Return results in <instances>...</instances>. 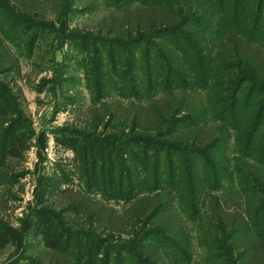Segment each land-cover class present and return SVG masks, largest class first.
<instances>
[{"label":"trees","instance_id":"obj_1","mask_svg":"<svg viewBox=\"0 0 264 264\" xmlns=\"http://www.w3.org/2000/svg\"><path fill=\"white\" fill-rule=\"evenodd\" d=\"M44 1L0 0V8L13 10L10 16L0 12V34L4 36V40L0 37V75L17 74L19 77L21 74L19 59L13 58L5 45L11 43L12 33H22L17 27L13 28L9 19L28 21L39 17ZM181 1L161 0L144 3L142 7L123 6L108 14L102 22L108 35L115 36L118 43V39H127L135 44L150 37L157 39L162 35H174L197 14L193 12V6L183 5H190L187 3L189 0ZM195 1L197 5L202 2ZM236 1L241 11L245 2ZM248 1L255 15L262 13L264 0ZM54 3L56 5L57 0ZM62 7L59 3L57 16L61 15ZM224 33L216 46L225 49L228 52L225 58L237 63L244 73L251 74L264 91V47L257 46H264L262 40L254 43L253 37L236 28ZM190 35L185 39L198 42L192 33ZM15 45L18 49L22 46L20 43ZM6 90L7 86L0 81V256L9 247L25 250L28 243L33 242L35 248L42 247L43 252L39 258H30L29 264H105L109 244L106 236L125 234L139 245V264H187L193 260L190 233L195 232L202 251V260L198 264H264V162L260 160L264 159V150L259 156L258 149H254L256 130H251L244 157L260 160L255 161L259 165L242 160L246 169H238L241 177L232 178L239 190L224 193L231 165L225 155L214 152L221 144L227 143L224 138L229 130L216 135V128L208 127L203 121L188 126L187 122H191L193 117L178 120L184 106L171 100L170 96L154 97L146 104L131 102L129 108L126 106L115 114L106 104L101 106L105 109L104 114L94 108L87 113V120H90L87 126L95 130L107 117L116 120L119 126L128 127L133 132L137 130L130 137V144L136 146L134 149L144 145L143 154L139 156L129 149V166L132 169L126 173L142 181L144 189L141 192L135 193L130 189L124 194L121 190L112 141L107 138L95 140V135L84 134V147L88 153L85 169L86 182L90 186L88 191L84 194L60 186L53 191L42 189L37 206L21 222L20 229L12 226L4 217L9 210L6 203L11 202L7 197L12 194L9 186L22 176L16 172V167L25 161L34 134ZM257 105L249 102V114ZM10 116L15 119L11 121ZM263 116L262 110L256 117L255 127ZM164 138L170 142L161 144L165 143ZM55 140L63 148L78 153L76 139L59 137ZM151 145H156L152 156L149 153ZM222 160L226 163L220 165ZM121 173L125 178L123 169ZM162 173L170 174L176 181L164 184L160 181ZM90 194H99L100 197ZM113 201H122L126 205L121 213L107 208V204ZM177 207L191 222V229H187L179 218ZM68 213L75 214L74 218L63 217ZM166 249L169 252L173 250V254L170 252L172 256Z\"/></svg>","mask_w":264,"mask_h":264},{"label":"rangeland","instance_id":"obj_2","mask_svg":"<svg viewBox=\"0 0 264 264\" xmlns=\"http://www.w3.org/2000/svg\"><path fill=\"white\" fill-rule=\"evenodd\" d=\"M54 1L45 0L41 4L39 17L28 21L9 19L13 28L17 27L22 33H12L11 43L5 45L13 58L19 59L21 74L19 77L17 74L0 75V81L7 86L6 93L12 96L34 134L25 161L16 167V172L22 176L9 186L13 195L7 196L11 202L6 203L9 210L4 217L12 226L20 229L21 222L37 206L42 189L47 192L60 186L84 194L88 191L90 186L85 178L88 153L84 147V134L95 135V140L107 138L112 141L119 184L124 194L130 189L135 193L144 189L141 180L126 173L132 169L129 149L139 156L143 154L144 145L134 149L136 146L130 144V137L137 130L133 132L119 126L116 120L108 117L97 130L87 126L90 122L88 110L94 108L104 114L105 109L101 106L105 104L115 114L126 106L129 108L131 102L146 104L154 97L170 96L171 100L184 106L178 120L193 117L187 122L188 126L203 121L208 127L216 128V135L229 130L224 138L227 143L221 144L214 154L225 155L231 165L223 192L239 190L232 178L241 177L238 171L245 168L242 162L248 160L244 155L252 129L256 130L254 149H258L259 156L264 150V116L258 127L254 125L257 115L264 111V91L251 74L244 73L237 63L225 58L228 52L219 49L216 43L230 28L246 32L248 37H253L254 43L261 40L264 43V6L257 16L247 0H243L241 11L234 0H202L198 5L189 0L190 5H183L193 6V12L197 14L189 19L182 31L133 44L127 39H118V43L115 36L108 35L102 20L123 6L142 7L144 3L161 0H57L56 5ZM59 3L63 7L61 15L57 16ZM0 12L13 15L11 8H0ZM191 33L198 42L185 39ZM0 37L4 40V36L0 34ZM15 43L22 46L18 49ZM257 46L264 47L263 44ZM249 102L253 106L258 103L251 114ZM10 117L11 121L15 119ZM59 137L76 139L78 153L58 145L55 138ZM162 140L165 143L161 144L170 142L167 138ZM151 146L150 156L156 148V145ZM260 160L264 162V159ZM260 160L248 161L256 163ZM224 161L220 165L225 164ZM122 169L125 178L121 175ZM160 181L170 185L176 178L162 173ZM92 197L100 196L94 194ZM125 207L122 201L107 204L108 209L118 213ZM176 210L187 229H191V222L178 207ZM67 216L74 218L75 214L63 215L64 218ZM98 231V236L102 237ZM190 234L193 260L187 264H198L202 260L201 247L195 239L196 233ZM114 235H105L109 239L105 264H139L137 257L141 250L137 242L129 235ZM42 252V247L37 250L33 242H29L25 250L9 247L0 256V264H29L30 258H39ZM166 252L173 254L172 249L171 253L168 249Z\"/></svg>","mask_w":264,"mask_h":264}]
</instances>
